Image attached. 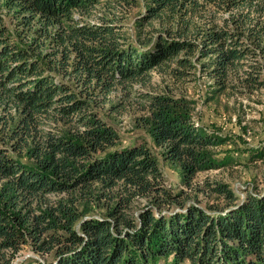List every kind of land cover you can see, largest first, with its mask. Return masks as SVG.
<instances>
[{
	"label": "trees",
	"instance_id": "1",
	"mask_svg": "<svg viewBox=\"0 0 264 264\" xmlns=\"http://www.w3.org/2000/svg\"><path fill=\"white\" fill-rule=\"evenodd\" d=\"M196 71L206 104L264 88V0H0V264H264V192L235 203L218 184L224 211L184 206L110 123L116 91ZM195 104L148 95L140 118L188 188L231 164Z\"/></svg>",
	"mask_w": 264,
	"mask_h": 264
},
{
	"label": "rangeland",
	"instance_id": "2",
	"mask_svg": "<svg viewBox=\"0 0 264 264\" xmlns=\"http://www.w3.org/2000/svg\"><path fill=\"white\" fill-rule=\"evenodd\" d=\"M136 11H132L129 16L133 18ZM209 83L198 71L184 83L170 81L167 76L155 73L146 85H135L128 93L118 90L113 94L111 100L115 103L122 101L124 106L109 120L119 134L122 146L145 144L150 148L156 156L165 187L174 194L182 191L179 201H183L184 206L205 210L211 208L213 212H220L230 204L212 191L218 184L226 185L234 192L237 196L235 203L256 190L264 192V158H255L258 148L264 151V88L252 94H226L206 104ZM163 92L189 97L196 103L193 112L196 121L209 130L231 137L229 143L214 148L218 161L227 158L231 164L198 174L191 188L182 185L180 169L162 158L161 150L154 146L146 130L141 127L140 118L144 115L146 96ZM143 205L147 204L142 202L141 207ZM179 210L173 208L163 213L168 215ZM27 257L41 260L25 250L16 261L20 263Z\"/></svg>",
	"mask_w": 264,
	"mask_h": 264
}]
</instances>
